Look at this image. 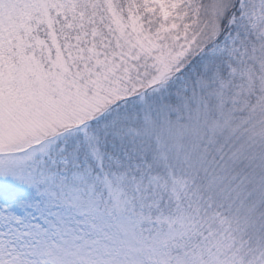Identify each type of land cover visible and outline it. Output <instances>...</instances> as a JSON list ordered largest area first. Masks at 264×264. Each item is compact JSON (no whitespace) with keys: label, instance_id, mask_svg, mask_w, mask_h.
<instances>
[{"label":"snow or ice","instance_id":"obj_1","mask_svg":"<svg viewBox=\"0 0 264 264\" xmlns=\"http://www.w3.org/2000/svg\"><path fill=\"white\" fill-rule=\"evenodd\" d=\"M0 264H264V0H0Z\"/></svg>","mask_w":264,"mask_h":264}]
</instances>
